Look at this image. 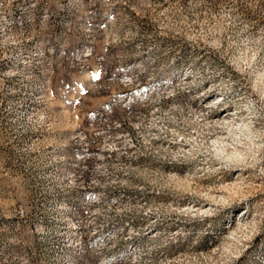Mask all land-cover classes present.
<instances>
[{
	"label": "rangeland",
	"instance_id": "1",
	"mask_svg": "<svg viewBox=\"0 0 264 264\" xmlns=\"http://www.w3.org/2000/svg\"><path fill=\"white\" fill-rule=\"evenodd\" d=\"M0 264H264V0H0Z\"/></svg>",
	"mask_w": 264,
	"mask_h": 264
}]
</instances>
